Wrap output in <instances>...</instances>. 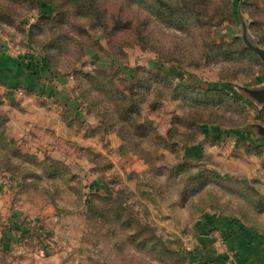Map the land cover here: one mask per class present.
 Here are the masks:
<instances>
[{"label":"rangeland","instance_id":"374dc122","mask_svg":"<svg viewBox=\"0 0 264 264\" xmlns=\"http://www.w3.org/2000/svg\"><path fill=\"white\" fill-rule=\"evenodd\" d=\"M1 44L48 63L0 96L25 264H204L210 215L264 232V0H0Z\"/></svg>","mask_w":264,"mask_h":264},{"label":"crops","instance_id":"0c3cea01","mask_svg":"<svg viewBox=\"0 0 264 264\" xmlns=\"http://www.w3.org/2000/svg\"><path fill=\"white\" fill-rule=\"evenodd\" d=\"M25 55L8 54L0 45V96L10 92L12 88L22 91L47 87L41 84V79L47 73L46 67H39L37 74L33 73L31 65ZM40 66V65H39ZM42 75V76H41ZM54 80H56L54 78ZM37 89V90H38ZM212 135L210 143H216ZM216 138V136L214 137ZM223 136L220 134L219 139ZM213 139V140H212ZM208 152V149L201 151L200 146H195L194 154ZM2 216H0L1 218ZM6 225L0 230V264H25L33 253L32 244L27 239L22 244H17L16 234L24 228V217L20 212L12 215L5 214ZM207 227L203 230V242L200 245L199 257L204 264H225L227 256H232V264H264V232L252 227L249 223L239 219L225 218L218 219L212 215L204 222ZM221 236V243H224L226 250L221 249L214 242H219L217 235Z\"/></svg>","mask_w":264,"mask_h":264},{"label":"trees","instance_id":"16d2710c","mask_svg":"<svg viewBox=\"0 0 264 264\" xmlns=\"http://www.w3.org/2000/svg\"><path fill=\"white\" fill-rule=\"evenodd\" d=\"M38 64H40V67H46V66H48V63L45 60H42L40 63H37V65Z\"/></svg>","mask_w":264,"mask_h":264},{"label":"built area","instance_id":"2783aa9c","mask_svg":"<svg viewBox=\"0 0 264 264\" xmlns=\"http://www.w3.org/2000/svg\"><path fill=\"white\" fill-rule=\"evenodd\" d=\"M226 262H227L226 264H231V261L230 260H227Z\"/></svg>","mask_w":264,"mask_h":264}]
</instances>
